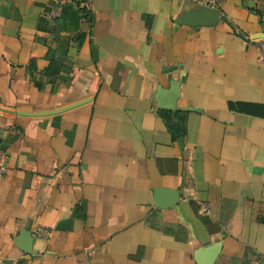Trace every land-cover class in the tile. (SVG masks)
<instances>
[{"label":"crops","instance_id":"crops-1","mask_svg":"<svg viewBox=\"0 0 264 264\" xmlns=\"http://www.w3.org/2000/svg\"><path fill=\"white\" fill-rule=\"evenodd\" d=\"M86 1L0 0V264H264V0Z\"/></svg>","mask_w":264,"mask_h":264},{"label":"trees","instance_id":"trees-1","mask_svg":"<svg viewBox=\"0 0 264 264\" xmlns=\"http://www.w3.org/2000/svg\"><path fill=\"white\" fill-rule=\"evenodd\" d=\"M70 4L73 7H77L78 11L81 13V15L83 16L84 19L89 20V21L91 20L90 10L85 7V5L87 6L86 0H70V2L66 5L71 6ZM49 6H51V8L56 7V5L53 3H51ZM66 7H68V6H63V8H66ZM46 23H47L46 20L44 18H42L41 19V29L43 28L44 24H46ZM85 37L86 36L84 34L80 33L76 36L75 40L79 43V45H82V43L85 40ZM49 54H52V51H49ZM35 85L37 86L38 89L42 88V85L38 82H36ZM231 107L237 108L240 112H243V113L252 114V115H262V113H261L262 109H261V107H259L257 105L239 104L237 106L232 105ZM167 123H168L169 129H172V126L168 120H167Z\"/></svg>","mask_w":264,"mask_h":264},{"label":"built area","instance_id":"built-area-1","mask_svg":"<svg viewBox=\"0 0 264 264\" xmlns=\"http://www.w3.org/2000/svg\"><path fill=\"white\" fill-rule=\"evenodd\" d=\"M188 4L193 5V6H197V7H201V8H205V9H209L212 11H218L222 16V7L223 4L225 2V0H185ZM261 61L264 62V56L262 57ZM7 169L5 166V163L0 160V180L3 179L6 175ZM210 211V206L208 203H202L200 204V212L202 214H208ZM47 233V231L43 230L42 234Z\"/></svg>","mask_w":264,"mask_h":264},{"label":"water","instance_id":"water-1","mask_svg":"<svg viewBox=\"0 0 264 264\" xmlns=\"http://www.w3.org/2000/svg\"><path fill=\"white\" fill-rule=\"evenodd\" d=\"M197 7V6H196ZM201 10H204L205 12H210V13H213L214 16H221L220 13L218 11H212V10H209V9H205V8H201V7H197ZM264 37V36H263ZM79 104H73L71 106H67L65 108H62V109H59V110H55V111H49V112H43V113H33L32 116H44V115H51V114H59L61 112H64L68 109H71V108H74L76 106H78ZM1 110V109H0ZM20 115H25V116H28L30 115L29 113H21ZM27 234H29L28 232H26ZM29 236V238L31 237V234L30 235H27V237ZM29 239H27V242L25 241V243L27 245H29L30 241H28ZM25 252L29 253V250L28 249H25ZM217 251L213 252L210 257H208L207 260L203 259L202 258V262L200 260V263L199 264H214V261L216 259V256H217Z\"/></svg>","mask_w":264,"mask_h":264}]
</instances>
